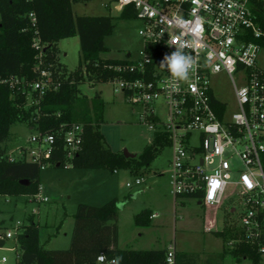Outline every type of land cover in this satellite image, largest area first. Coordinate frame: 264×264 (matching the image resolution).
Masks as SVG:
<instances>
[{
	"label": "built area",
	"instance_id": "obj_1",
	"mask_svg": "<svg viewBox=\"0 0 264 264\" xmlns=\"http://www.w3.org/2000/svg\"><path fill=\"white\" fill-rule=\"evenodd\" d=\"M122 12L133 9L142 23L139 34L143 47L139 57L126 58L109 68L119 73L110 79L113 90L125 100L142 108L140 120L154 131H164L173 152L170 184L175 197H195L201 205L221 207L226 198L238 199L241 227L246 237L255 240L263 231L259 216L264 214V28L257 11L264 12V0H114ZM37 51L35 71L38 79L26 83L13 77L3 79L13 89L28 86L42 99L48 89H57L52 71L45 67L46 44L42 42L38 18L27 15ZM183 45L195 65L187 80L174 81L170 72L159 67L166 54ZM130 55V54H129ZM225 71L230 75L237 110L230 113L227 104H214L211 77ZM235 77H237L238 82ZM218 99V98H217ZM162 100L167 119L156 112ZM29 145L17 148V158L38 163L42 169L51 164L58 141H63L65 163L71 166L81 150L84 128L74 123L43 132L31 126ZM143 177L135 179L142 185ZM132 187V182H127ZM40 192L32 197L47 201ZM208 231L210 227H208ZM17 232H6L7 238ZM264 255V245L260 248ZM174 245L167 247L165 264H175ZM2 256L0 263L7 262ZM104 254L99 264H112Z\"/></svg>",
	"mask_w": 264,
	"mask_h": 264
},
{
	"label": "trees",
	"instance_id": "obj_2",
	"mask_svg": "<svg viewBox=\"0 0 264 264\" xmlns=\"http://www.w3.org/2000/svg\"><path fill=\"white\" fill-rule=\"evenodd\" d=\"M90 0H0V195L34 197L40 192L42 167L26 158L9 159L3 146L10 139L11 127L17 123L35 126L43 132L66 129L74 123L83 125V143L71 166L77 169H105L112 173L127 170L136 178L149 167L164 147L170 146L168 133L154 131L153 140L142 153L126 156L114 151L100 129L103 121L105 102L100 93L89 99L81 95L80 86L86 82L96 85L109 82L119 75L109 68L125 59L104 58L107 50L105 39L115 27L109 15H76L73 3ZM34 12L38 18L41 40L46 44L45 67L52 71L57 89H48L39 102L37 92L13 89L3 79L18 77L26 83L38 79L35 71L37 51L32 46L34 32L27 16ZM258 22L264 28V12L257 11ZM120 18H136L133 9L120 12ZM78 36L80 39V62L76 69L69 70L58 61L59 42ZM214 104H220L217 98ZM52 156L51 164L66 166L63 141ZM264 166V154H263ZM135 178V179H136ZM28 179V185L21 180ZM232 201V200H231ZM153 212L144 208L135 215V224L140 227L151 225ZM119 207L115 197L97 206L81 202L74 215L75 222L68 248L48 249L41 242L40 224L33 218L23 224L16 233V264H99L98 257L104 254L107 260L120 258L119 264H165L167 247L160 249H125L118 246ZM263 222L264 214L259 216ZM4 229L0 224V230ZM225 245L234 241L233 246H224L222 257L231 253L238 260L250 259L253 264H262L264 228L255 240L246 237L241 226H226L216 231ZM6 232H0V247L6 246ZM196 254L177 251L175 264H197ZM211 264V263H210ZM216 264H221L217 262Z\"/></svg>",
	"mask_w": 264,
	"mask_h": 264
},
{
	"label": "rangeland",
	"instance_id": "obj_3",
	"mask_svg": "<svg viewBox=\"0 0 264 264\" xmlns=\"http://www.w3.org/2000/svg\"><path fill=\"white\" fill-rule=\"evenodd\" d=\"M73 10L76 15L113 17L115 27L105 39L107 50L101 54L104 58L139 57L144 44L139 34L142 23L137 18H120L114 0L79 1L73 3ZM58 46V61L69 70L76 69L81 58L79 37L62 39ZM235 79L238 82L237 77ZM211 84L215 96L227 104L229 112L236 111V96L230 75L225 71L215 73L211 77ZM80 89L81 95L89 99L97 93L104 99L100 129L114 151L124 152L126 149L129 153L139 155L151 143L154 130L140 120L142 108L127 102L121 93L114 92L110 82L96 85L86 82ZM155 109L162 119H167L162 100L155 104ZM32 131L24 123L14 124L10 139L3 146L8 153L16 156L17 148L30 144ZM172 157L171 147H164L151 165L143 169L140 176L144 178L142 185H136V177L127 170L112 173L105 169L49 165L40 174L41 193L48 200H35L27 195H0V224L3 230L8 228L13 232L33 218L40 224L43 246L48 249H64L70 246L74 215L81 202L100 206L117 197L118 207L122 209L121 243L128 241L126 245L139 248L156 247L171 238L172 242H168L166 247L177 244L180 250L196 254L199 257L197 264H253L250 259L238 260L231 253L222 257L224 246H233L234 241L225 245L223 238L215 234L226 226L240 227V208L238 212L232 210L239 206L238 199L233 202L228 197L218 208L201 205L193 198L187 199L183 205L175 204L170 184ZM127 182H132L133 186L128 187ZM147 207L162 215L161 225L151 224L148 228H142L135 224V215ZM208 227L211 231H208ZM3 254L9 257V261L0 264H16L15 251L0 248V258Z\"/></svg>",
	"mask_w": 264,
	"mask_h": 264
},
{
	"label": "clouds",
	"instance_id": "obj_4",
	"mask_svg": "<svg viewBox=\"0 0 264 264\" xmlns=\"http://www.w3.org/2000/svg\"><path fill=\"white\" fill-rule=\"evenodd\" d=\"M194 65V59L183 51V45L176 46L175 51L164 55L159 62V67L170 72L174 81L187 80ZM119 261L120 258L117 257L112 264H119Z\"/></svg>",
	"mask_w": 264,
	"mask_h": 264
},
{
	"label": "crops",
	"instance_id": "obj_5",
	"mask_svg": "<svg viewBox=\"0 0 264 264\" xmlns=\"http://www.w3.org/2000/svg\"><path fill=\"white\" fill-rule=\"evenodd\" d=\"M105 42H106V40H105ZM30 128H31V126H29ZM120 172V171H119ZM119 172H116V173H119ZM190 198H193V199H196L195 197H175L174 196V201H175V204H185L186 202H187V199H190ZM196 200H198V199H196ZM198 203L200 204V201L198 200ZM147 208H149V209H151L152 210V212H153V215H152V220H151V224H152V226L153 225H156V226H159V225H161V222H162V215L157 211V210H154L153 208H150V207H147ZM122 209L121 208H119V217H118V225H119V240H118V246L120 247V248H125V249H160V248H165L166 247V245H167V243L168 242H172L171 240V238H168L166 241H164L163 242V244L162 245H157L156 247H144V248H139V247H136L135 245H133V247L132 246H130V245H126V244H128V241L127 242H125V243H121V233H122V230H121V224H120V218H121V216H122ZM3 227V226H2ZM149 226H147V227H144V228H148ZM143 228V227H142ZM21 228H20V226L15 230V231H13L14 233L15 232H17L18 230H20ZM10 229H6V230H0V232H2V233H4V232H7V231H9ZM175 242V241H174ZM176 243V242H175ZM18 246V244H17V241H16V237H14V238H10V239H8L7 240V243H6V246H4V247H0L1 249H7V250H10V251H15L16 252V254H17V247ZM174 246H175V248H176V250L177 251H182V250H180L179 248H178V246H177V244H174ZM2 256H6V255H2ZM2 256H1V258H2ZM0 258V259H1ZM7 258H8V260H7V262H5V263H8V261H9V257L7 256ZM17 259V258H16ZM4 263V262H3ZM262 264H263V260H262Z\"/></svg>",
	"mask_w": 264,
	"mask_h": 264
},
{
	"label": "water",
	"instance_id": "obj_6",
	"mask_svg": "<svg viewBox=\"0 0 264 264\" xmlns=\"http://www.w3.org/2000/svg\"><path fill=\"white\" fill-rule=\"evenodd\" d=\"M124 154L126 156H136V154L129 153V151L126 149L124 150ZM21 183L28 185L30 183V181L28 179H25V180H21Z\"/></svg>",
	"mask_w": 264,
	"mask_h": 264
}]
</instances>
